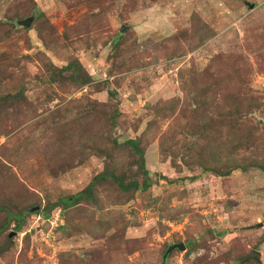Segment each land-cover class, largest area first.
I'll list each match as a JSON object with an SVG mask.
<instances>
[{
	"label": "rangeland",
	"instance_id": "374dc122",
	"mask_svg": "<svg viewBox=\"0 0 264 264\" xmlns=\"http://www.w3.org/2000/svg\"><path fill=\"white\" fill-rule=\"evenodd\" d=\"M23 17L33 24L19 25ZM75 59L93 82L55 83L56 68ZM21 90L26 106L0 118V204L14 214L55 208L48 218L29 211L18 233L11 223L0 264H264V172L203 171L264 163V0H0V96ZM241 94L259 105L245 118L252 134L218 114ZM197 99L219 107H208L215 124L202 140L182 130ZM132 139L147 191L106 180L95 201L60 205L105 171L144 180ZM177 243L187 250L164 261ZM254 250L260 262L237 261Z\"/></svg>",
	"mask_w": 264,
	"mask_h": 264
},
{
	"label": "trees",
	"instance_id": "16d2710c",
	"mask_svg": "<svg viewBox=\"0 0 264 264\" xmlns=\"http://www.w3.org/2000/svg\"><path fill=\"white\" fill-rule=\"evenodd\" d=\"M33 3V2H32ZM25 19L19 20V22H22L28 18L23 17ZM15 18L12 19V22H14ZM34 21V20H33ZM33 24V22H32ZM26 28V27H25ZM52 76L54 78V82L60 78L67 79V81L78 84L80 86H86L90 85L93 82V77L86 71L84 66L81 64L79 60H73L71 61L67 66L62 68H56L55 72L52 73ZM107 84H109L108 81H104ZM111 88L107 89L108 97L109 99H115L117 97V91L113 90ZM233 103L231 107L224 108L226 111L221 113L218 112V114H221L222 119L224 120L223 123L226 121L231 122L230 125H227V129L230 131H237L238 128H242L244 126H247V134L253 133V128H251L250 125H246L245 118L248 117V115L254 113L256 109H259V105L256 100L252 98V96H246V95H240L239 97H233ZM28 102V98L24 93V90H21L17 93H9L6 95L0 96V118L8 117V109L9 107L13 108L15 110V107L17 109L21 108L22 105L26 106V103ZM93 104L96 106L103 105L102 103L96 101ZM196 109L194 112H192V115H195L194 119H190L187 121L186 125L183 126V135L190 137V136H197L198 140H202V138H208L209 130L211 125L215 124V120L213 117L208 113L207 109L208 107H214L219 108L218 106L214 105V102L212 101H205L202 100L201 102L196 101ZM116 106V105H115ZM168 111H171L167 113V117H171L172 112L174 111V106H171ZM119 110L118 108L114 107V109L110 113V119L109 122L111 124H115V121L117 117L119 116ZM199 115V116H198ZM190 130L195 132H190ZM216 132H218L216 130ZM212 140L208 139V143L211 144ZM116 143V142H114ZM126 145L131 147L134 153L138 156V169L139 172L145 177L144 180L139 181L138 179H132L128 182H126V177L124 175H116L115 173L111 171H105L98 175H96L93 179V181L89 184V186L82 192L77 193L75 195H71L70 197H66L63 200H61L60 205H63V208L69 209L72 206H77L81 203V201L84 200H96V197L94 195L96 187L100 185L103 181L111 180L114 183H116L120 190L122 192H139V191H147L151 187L150 182V172L148 171L146 167V158L145 153L140 148V142L138 140H128L126 142ZM196 146V142H190L187 146V150L191 153L193 158L195 159L196 163H201L203 159L202 153H197L193 149ZM240 147L235 146V152L239 151ZM194 154V155H193ZM228 166V170H220L215 169L209 166H203L204 172H214L216 175L224 177L229 176L231 173L235 171H242V172H248L250 169H258L262 172H264V163L262 162H256V161H246V163H242L239 160H232ZM196 177H192L190 179L194 180ZM165 179V178H163ZM10 204H0V212H3L5 214L4 221L0 222V235L10 227L12 222H15L14 226V233H18L22 230L23 224L26 221V216L30 215V213H42L44 215V218H48L50 216L51 211L55 208V204L49 205L44 209V211H40V207L38 206V209L34 212L29 213V208H23L20 211H18V214H14L13 210L10 209ZM37 207V206H36ZM171 246V245H170ZM169 248V246H168ZM167 248V249H168ZM166 249V250H167ZM166 252V251H165ZM248 257V256H247ZM246 257V258H247ZM245 257H239L237 258V261H243L246 259Z\"/></svg>",
	"mask_w": 264,
	"mask_h": 264
},
{
	"label": "water",
	"instance_id": "95a60500",
	"mask_svg": "<svg viewBox=\"0 0 264 264\" xmlns=\"http://www.w3.org/2000/svg\"><path fill=\"white\" fill-rule=\"evenodd\" d=\"M250 8H254L253 5L250 6ZM33 22V18H28L22 22H18L19 25H23L25 27H29L32 25ZM125 28H122L121 33H124ZM38 208H33L30 210V212H34L35 210H37ZM260 225H257L256 227H259ZM186 251V245L184 243H177V244H173L171 246H169V248L166 250L165 255H164V261L167 260L168 256L173 253L174 251ZM261 255L260 252L254 250L243 262L247 263L250 260H254L256 262H260L259 261V256Z\"/></svg>",
	"mask_w": 264,
	"mask_h": 264
}]
</instances>
